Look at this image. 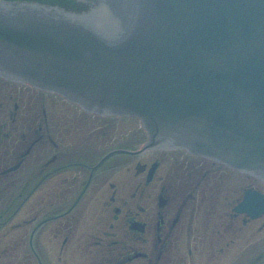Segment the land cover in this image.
Returning a JSON list of instances; mask_svg holds the SVG:
<instances>
[{
  "label": "water",
  "instance_id": "water-1",
  "mask_svg": "<svg viewBox=\"0 0 264 264\" xmlns=\"http://www.w3.org/2000/svg\"><path fill=\"white\" fill-rule=\"evenodd\" d=\"M89 1L0 0V73L264 181V0Z\"/></svg>",
  "mask_w": 264,
  "mask_h": 264
},
{
  "label": "flooded vegetation",
  "instance_id": "flooded-vegetation-1",
  "mask_svg": "<svg viewBox=\"0 0 264 264\" xmlns=\"http://www.w3.org/2000/svg\"><path fill=\"white\" fill-rule=\"evenodd\" d=\"M77 115L80 114L69 113L43 93L0 79V210L5 209L2 202L15 204L30 199L35 212L38 205L47 210L66 207L61 221H52L46 236L61 235L65 243L74 229L84 227L81 237L91 245L90 249L85 248L90 264H172V252L182 251L181 244H186L184 249L193 257V250L202 243L198 228L203 225L212 232L207 264H246V258L264 264V253L245 251L243 246L245 237H256L262 223L247 225L252 220L231 211L239 197L233 198L227 210L222 211V223L215 221L221 218L217 208L208 204L201 215L208 220L197 224L196 209L187 204L194 195L188 186L197 182L192 172L187 171L180 181V193L175 196L170 193L171 182L155 174L150 181H137L134 186L128 176L127 158L118 161L110 157L94 166L102 153L100 141L95 139L100 131L94 126L89 130L90 139H80L84 126L77 123ZM59 125L63 132L62 139L57 141ZM183 161L191 162L192 168L200 165L188 158ZM14 165L13 170L6 171ZM123 167L126 169L118 173ZM177 168L188 170L180 160ZM184 172L176 174L183 176ZM211 172L206 165L198 180L202 182ZM156 189L165 198L162 207L150 204ZM30 218L36 220L37 213ZM134 221L140 223L137 228H133ZM21 225L19 220L17 226ZM121 225L118 233L117 227ZM102 231L104 237L98 236Z\"/></svg>",
  "mask_w": 264,
  "mask_h": 264
},
{
  "label": "rangeland",
  "instance_id": "rangeland-1",
  "mask_svg": "<svg viewBox=\"0 0 264 264\" xmlns=\"http://www.w3.org/2000/svg\"><path fill=\"white\" fill-rule=\"evenodd\" d=\"M132 123H134V121H132ZM23 208H25V206ZM25 216H26L25 213L22 214V218L25 217Z\"/></svg>",
  "mask_w": 264,
  "mask_h": 264
}]
</instances>
